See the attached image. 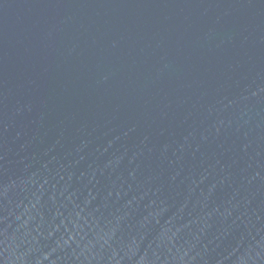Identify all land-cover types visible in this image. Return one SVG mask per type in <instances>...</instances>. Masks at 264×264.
Wrapping results in <instances>:
<instances>
[{"label":"water","instance_id":"obj_1","mask_svg":"<svg viewBox=\"0 0 264 264\" xmlns=\"http://www.w3.org/2000/svg\"><path fill=\"white\" fill-rule=\"evenodd\" d=\"M0 264H264V0H0Z\"/></svg>","mask_w":264,"mask_h":264}]
</instances>
